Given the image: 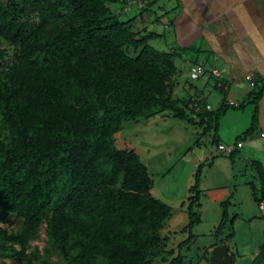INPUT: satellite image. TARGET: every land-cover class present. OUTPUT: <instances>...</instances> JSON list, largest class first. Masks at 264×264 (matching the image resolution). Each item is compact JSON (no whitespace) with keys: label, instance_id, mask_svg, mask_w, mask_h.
<instances>
[{"label":"trees","instance_id":"obj_1","mask_svg":"<svg viewBox=\"0 0 264 264\" xmlns=\"http://www.w3.org/2000/svg\"><path fill=\"white\" fill-rule=\"evenodd\" d=\"M112 1L0 0V40L16 51V63L0 71V264H183L162 235L173 208L152 194L148 167L117 146V135L127 122L161 114L201 125L217 143L226 113L246 106L251 124L238 140L258 129L263 79L238 106L209 111L196 101L194 111L193 101L172 95L176 54L131 31ZM250 164L259 186H248L261 204L264 166ZM201 176L199 167L183 203L189 236L179 248L201 223ZM228 204L217 244L233 236L224 235L236 220ZM42 231L44 251L33 246Z\"/></svg>","mask_w":264,"mask_h":264},{"label":"crops","instance_id":"obj_2","mask_svg":"<svg viewBox=\"0 0 264 264\" xmlns=\"http://www.w3.org/2000/svg\"><path fill=\"white\" fill-rule=\"evenodd\" d=\"M109 6L131 31L141 36L152 35L149 44L159 41L168 43L169 50L163 52L176 54L177 70L170 83L173 98L193 101L190 108L196 101L210 106L209 111L217 110L228 102L240 104L246 101L254 89V85L246 81L245 76L252 74L264 79V0H113ZM150 45L159 50L153 44ZM197 64L203 65L207 72L194 81L190 78V71ZM252 113L253 109L248 113L245 109H230L220 122L217 145H223L222 140L225 138L231 141V136L235 137L232 146L242 144L241 148L236 149L235 155L246 147L250 155L247 161H257L264 166V96L259 104L257 131L248 140H238L250 127ZM171 118L167 115L161 119ZM142 120L130 123L140 125ZM195 125L204 129L199 124ZM128 130L131 131L130 135L134 133L133 128ZM182 130H188L186 125L182 126ZM131 147L139 154L135 145L131 144ZM204 159H208L207 155ZM253 178L256 186H259L255 172ZM248 183L244 181L243 185L251 191ZM189 190L182 201L185 211L183 203L190 197ZM151 192L158 198L162 195V187L154 184ZM246 198L253 202V206H258L261 216H258L255 206L251 209L253 217L264 223V219H260L264 218V209L261 210L260 204L255 202L252 191ZM201 209L202 204L199 212ZM200 216L201 223L198 226L203 224L202 214ZM235 217L237 220L238 215ZM220 222L216 223V228ZM229 239L223 236V243L216 242L210 250L218 245H227L234 257V264L236 256L230 251ZM255 256L257 259L254 264H264V245Z\"/></svg>","mask_w":264,"mask_h":264},{"label":"rangeland","instance_id":"obj_3","mask_svg":"<svg viewBox=\"0 0 264 264\" xmlns=\"http://www.w3.org/2000/svg\"><path fill=\"white\" fill-rule=\"evenodd\" d=\"M154 43L150 44L160 51L169 50L166 41ZM0 51L4 53L3 57H0L1 71L16 63V51L15 47L3 40H0ZM128 52L133 55L131 50ZM250 109L253 107L246 106L245 112L248 113ZM162 117L159 114L153 118L143 119L140 125L136 124L139 121L125 123L117 135V146L121 149H132L131 144L136 146L154 184L162 187V195L158 198L173 208V215L162 230V235L170 237L168 249L175 250L173 256L180 252L184 257L183 264H211L210 248L218 242L215 234L216 223L222 220L224 208L221 203L224 202L229 203L227 206L229 220L238 215L234 228L228 224L224 231V235L229 233L233 235L228 238V244L230 251L236 256L234 264H254L257 259L255 253L264 245V223L253 217L251 209L255 206L258 216L261 215L258 206H253V202L246 198L251 191L243 185L244 181L254 182L251 162L247 161L250 156L248 148L241 149L234 158H231L229 154L218 149V142H213L212 133L202 134L204 129L198 125H189L172 118L162 120ZM184 125L188 128L187 131L182 130ZM129 128H133V135H130ZM231 138H233L231 141L223 139V145L232 146L235 137ZM205 155L208 159H204ZM199 167H202L199 185L202 209L199 213L202 214L203 224L194 228L193 240L179 248L189 236L187 232H183L189 218L185 208H182V201L188 195L189 186L194 185ZM236 197L238 200L235 203ZM33 246H37L41 251L48 247L44 231Z\"/></svg>","mask_w":264,"mask_h":264},{"label":"built area","instance_id":"obj_4","mask_svg":"<svg viewBox=\"0 0 264 264\" xmlns=\"http://www.w3.org/2000/svg\"><path fill=\"white\" fill-rule=\"evenodd\" d=\"M207 70L206 68L203 66V65H200V64H197V65H194L192 68H191V71H190V78L191 80H199L201 77H203L205 74H206ZM215 75L219 76V74L217 72H214ZM245 79L246 81L250 82L251 84H255V82L260 79L259 77H256L252 74H248L245 76ZM263 83H264V79H263ZM228 105L230 106H238V104L236 103H233V102H228L227 103ZM191 109H193L194 111L198 112L200 111V106L198 104H193L191 106ZM206 109L207 110H211V107L210 106H206ZM242 147V144L241 143H238L237 147L236 146H224V145H219L218 149L220 151H224L226 152L227 154L231 155L234 150L236 148H241ZM260 209L263 210L264 209V203H261L260 204Z\"/></svg>","mask_w":264,"mask_h":264},{"label":"water","instance_id":"obj_5","mask_svg":"<svg viewBox=\"0 0 264 264\" xmlns=\"http://www.w3.org/2000/svg\"><path fill=\"white\" fill-rule=\"evenodd\" d=\"M233 261L234 257L230 254L229 248L225 244L216 246L211 252V264H233Z\"/></svg>","mask_w":264,"mask_h":264}]
</instances>
